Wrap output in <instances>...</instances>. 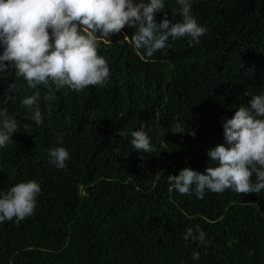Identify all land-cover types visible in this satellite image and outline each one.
<instances>
[{
  "label": "trees",
  "instance_id": "16d2710c",
  "mask_svg": "<svg viewBox=\"0 0 264 264\" xmlns=\"http://www.w3.org/2000/svg\"><path fill=\"white\" fill-rule=\"evenodd\" d=\"M166 7L180 19L176 0ZM192 12L207 27L198 45L182 38L147 57L132 45L134 28L101 39L107 82L41 99L40 126L20 104L32 90L14 70L0 73V97L13 81L20 88L6 105L18 130L0 150V190L41 182L34 213L0 224V264H193V250L196 264H264V191L199 200L168 181L186 166L203 172L222 121L264 92V0H193ZM142 122L155 149L143 159L129 142ZM177 122L195 135L170 133ZM59 135L70 152L61 170L47 157ZM197 224L210 245L183 240Z\"/></svg>",
  "mask_w": 264,
  "mask_h": 264
},
{
  "label": "clouds",
  "instance_id": "9594fccd",
  "mask_svg": "<svg viewBox=\"0 0 264 264\" xmlns=\"http://www.w3.org/2000/svg\"><path fill=\"white\" fill-rule=\"evenodd\" d=\"M176 4L178 20L173 11L169 19L166 0H0V73L14 70L17 80H23L32 90L20 104L37 126L43 125L48 117L41 112V99L51 102L54 92L65 87L80 92L107 82L110 68L106 58L98 54L101 39H110L125 27L134 28L132 45L147 57L182 38L188 40L189 46L198 45L207 27L193 14V0H176ZM158 13L163 16L159 21ZM41 86L47 89L43 96ZM19 91L13 81L0 97V150L14 143L18 121L6 105L15 102ZM233 109L231 118L222 121L223 143L206 152L209 163L203 172L186 166L177 174L168 175L177 193L203 200L206 193L226 190L237 194L264 191V92L252 95L247 105ZM146 127L142 122L130 134L129 142L141 153V159L143 154L155 151ZM169 132L195 135L192 130L185 132L179 122ZM116 134L126 135L120 129ZM47 157L57 170L66 168L70 152L63 146L62 135L57 136L56 146L47 149ZM40 193L41 182L35 179L0 190V224L20 223L31 216ZM206 237L207 233L197 224L186 228L182 238L195 242L199 248L211 244ZM252 254L249 251L248 255ZM199 258V252L193 250V264Z\"/></svg>",
  "mask_w": 264,
  "mask_h": 264
}]
</instances>
